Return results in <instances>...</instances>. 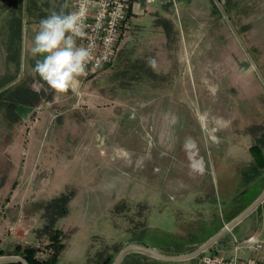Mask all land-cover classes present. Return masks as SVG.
<instances>
[{
  "label": "rangeland",
  "instance_id": "374dc122",
  "mask_svg": "<svg viewBox=\"0 0 264 264\" xmlns=\"http://www.w3.org/2000/svg\"><path fill=\"white\" fill-rule=\"evenodd\" d=\"M60 1L0 0V91L43 95L18 121L0 105V250L34 246L47 259L56 230L57 264H102L129 243L176 250L234 218L249 187L262 193L251 147L264 152V0H169L163 36L56 93L30 49ZM12 9L26 27L20 64ZM64 195L68 213L48 214ZM261 205L222 239L264 238ZM134 252L120 264H144Z\"/></svg>",
  "mask_w": 264,
  "mask_h": 264
},
{
  "label": "clouds",
  "instance_id": "9594fccd",
  "mask_svg": "<svg viewBox=\"0 0 264 264\" xmlns=\"http://www.w3.org/2000/svg\"><path fill=\"white\" fill-rule=\"evenodd\" d=\"M89 3L83 0L78 10L67 12L69 5L64 3L39 22L30 52L34 58H42L36 59L33 72L56 93L75 91L80 78L87 75L95 47L94 39L85 31ZM78 38L89 43L78 45Z\"/></svg>",
  "mask_w": 264,
  "mask_h": 264
},
{
  "label": "built area",
  "instance_id": "2783aa9c",
  "mask_svg": "<svg viewBox=\"0 0 264 264\" xmlns=\"http://www.w3.org/2000/svg\"><path fill=\"white\" fill-rule=\"evenodd\" d=\"M83 0H75L73 10H78ZM132 0H90L85 31L94 39L95 47L92 59L87 65V75L92 77L108 64L113 62L119 53V41L124 23L127 20ZM88 39H82L86 46ZM235 251L231 255L223 253L205 252L200 256L201 264H264V238L258 234H251L242 242L235 240ZM245 249L262 256V260L244 257L239 251Z\"/></svg>",
  "mask_w": 264,
  "mask_h": 264
},
{
  "label": "crops",
  "instance_id": "0c3cea01",
  "mask_svg": "<svg viewBox=\"0 0 264 264\" xmlns=\"http://www.w3.org/2000/svg\"><path fill=\"white\" fill-rule=\"evenodd\" d=\"M74 2L75 0H61L60 7L64 3H67L69 5V8L66 10L73 11ZM169 4V0H132L131 8L127 20L124 23L122 35L119 41V61L127 59V53L130 49H133V51L138 48L140 49L138 45L143 42V40L155 42L156 37L159 38L164 35L165 31L164 27L162 26V20H169L170 23L174 21L173 17L170 14V11L168 10L171 9V5ZM21 15L22 14L20 13V16L18 17L19 19L21 18ZM11 17V26H18L19 19L16 20V14L14 13V9H12ZM14 19L17 21L16 23H14ZM9 25L10 22L8 21L7 27ZM24 29H26V27L23 28L22 32H24ZM8 31L11 33L10 30ZM77 41H79V44L82 45V39L78 38ZM218 231L219 228L216 227L204 238H194L190 241L184 242L183 244H181L179 249L176 250H163L159 246L154 245L152 243H148L147 245L166 255L186 254L199 247L202 243H204ZM222 238L205 252L223 253L226 255H231L235 251V246L237 245L235 240L231 237H229L228 239ZM241 251V255H243L244 257H253L262 260V256L256 253L254 254L252 252L246 254L245 249H242ZM132 255H135L136 259L138 258L140 259V261L142 260L144 264H201L200 259L194 260V258L184 260H169L158 258L149 253L140 251H135Z\"/></svg>",
  "mask_w": 264,
  "mask_h": 264
},
{
  "label": "trees",
  "instance_id": "16d2710c",
  "mask_svg": "<svg viewBox=\"0 0 264 264\" xmlns=\"http://www.w3.org/2000/svg\"><path fill=\"white\" fill-rule=\"evenodd\" d=\"M17 21L14 20V23ZM167 22V24H166ZM166 26L170 24L169 20H165ZM22 24L20 20H18V30H16L13 35V38H10L11 41H14L17 43V52H16V58L18 59V64H20V57H21V46H22ZM167 26V31L170 30V26ZM18 35V36H16ZM17 88L15 89H4L0 91V105L2 104L7 108V114H9L10 118L12 121H18L20 119V115L18 114V107L19 106H30V107H35L37 106L43 95L36 91L33 88H30L27 85L20 84L16 86ZM251 152L255 158V163H254V172H256V176L259 175L260 170L264 168V152L262 148L259 145H254L251 147ZM259 189L257 188L256 185L249 187L241 197V201H243L244 207L242 210H240L238 213L235 215L237 216L240 212H242L246 207H248L259 195ZM69 197H64L60 198V200L56 201L55 204L52 207H47V213H54L57 214V216H63L64 214L68 213V207L67 203L69 202ZM262 208V205H260L256 210H260ZM255 210V211H256ZM254 211V212H255ZM253 213V212H252ZM251 213V214H252ZM250 214V215H251ZM51 216V220H55V216ZM234 215V217H235ZM249 215V216H250ZM233 216L228 217V219H232ZM229 220V221H230ZM222 227H219V230ZM236 228V227H235ZM234 228V229H235ZM62 236L63 232L61 230H56L54 233H50L49 238L51 242V246L54 247V252L48 257L47 259H41L40 257L37 256L38 249L34 246H27V247H22V246H16V252L17 254H21L29 264H57L59 261V255L61 251L65 247V243L62 241ZM120 249H118V252ZM1 254H6L4 250H0V255ZM203 254V253H202ZM201 255V254H200ZM115 259V256H108L106 259L103 260L102 264H112ZM0 264H23L21 262H5V263H0Z\"/></svg>",
  "mask_w": 264,
  "mask_h": 264
},
{
  "label": "water",
  "instance_id": "95a60500",
  "mask_svg": "<svg viewBox=\"0 0 264 264\" xmlns=\"http://www.w3.org/2000/svg\"><path fill=\"white\" fill-rule=\"evenodd\" d=\"M263 202H264V190L248 207H246L242 212H240L237 216H235L228 223H226L218 232L212 235L208 240H206L199 247H197L195 250L189 253L180 254V255H166L148 245L129 243L120 250V252L118 253L117 257L115 258L112 264H120L124 256L130 251L145 252L155 257L162 259H169V260H184V259L195 258L200 254H202L203 252H205L206 250H208L215 243H217L227 232L233 230L247 216H249L252 212H254ZM5 262H21L23 264H29L28 261L20 255L1 254L0 263H5Z\"/></svg>",
  "mask_w": 264,
  "mask_h": 264
},
{
  "label": "flooded vegetation",
  "instance_id": "af4514ba",
  "mask_svg": "<svg viewBox=\"0 0 264 264\" xmlns=\"http://www.w3.org/2000/svg\"><path fill=\"white\" fill-rule=\"evenodd\" d=\"M193 156H195V155L193 154ZM195 158H196V162H195L194 164H195L199 169H202V168H203V163H202V161L198 160L196 156H195Z\"/></svg>",
  "mask_w": 264,
  "mask_h": 264
}]
</instances>
